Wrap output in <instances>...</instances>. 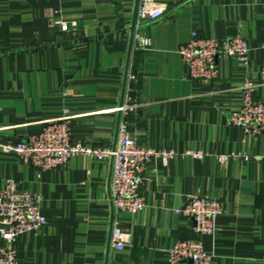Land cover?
I'll list each match as a JSON object with an SVG mask.
<instances>
[{
	"label": "crops",
	"instance_id": "1",
	"mask_svg": "<svg viewBox=\"0 0 264 264\" xmlns=\"http://www.w3.org/2000/svg\"><path fill=\"white\" fill-rule=\"evenodd\" d=\"M153 1L168 8L145 27L150 47L142 51L132 50L129 30L137 0H0L1 141L37 134L68 110L72 141L112 147L121 119L112 109L127 95L130 137L176 154L145 165L146 207L118 216L131 242L109 253L110 161L79 155L37 172L0 150V189L13 180L39 194L46 218L16 238L18 264H170L167 249L195 237L192 220L176 212L195 194L221 204L216 231L201 237L208 264H264V134L246 136L227 121L246 80L264 100V0ZM193 31L239 34L245 63L218 59L214 81L188 79L178 50ZM220 155L229 158L221 163Z\"/></svg>",
	"mask_w": 264,
	"mask_h": 264
},
{
	"label": "built area",
	"instance_id": "2",
	"mask_svg": "<svg viewBox=\"0 0 264 264\" xmlns=\"http://www.w3.org/2000/svg\"><path fill=\"white\" fill-rule=\"evenodd\" d=\"M167 8L166 4L153 0H137L134 19L129 29L132 50H148L150 41L144 37L143 31L148 24L160 19ZM261 49L264 51V39ZM178 52L188 79L212 82L218 76V59H231L243 64L247 59L248 47L239 34L224 39H212L193 31ZM260 74L264 79V58ZM133 79L134 76L127 75L126 80ZM63 94L67 95V92L64 91ZM241 95V107L237 112L229 114L228 123L240 128L246 136L264 134V100L255 96V86L248 80L241 87ZM131 107L125 95L122 103L112 109L113 112L121 115L116 144L112 147L72 141L68 110H63L59 120L44 124L37 134L15 141L0 140L2 152L15 154L25 165L37 172L62 168L70 158L79 155L110 161L111 226L107 244L109 253L120 252L131 242L130 233L118 226V216L121 214L134 216L146 207L140 194L145 165L156 159L167 164L176 155L171 150H155L141 146L130 137L122 116ZM186 154L195 159H201L204 155L199 151H189ZM217 158L222 163L227 161L229 156L220 155ZM40 202L39 194L17 190L13 180L4 182L0 189V239L2 240L0 264H18L13 247L16 238L45 224L46 218L40 213ZM176 212L192 220L195 237L178 241L168 248V262L208 264L211 255L204 250L201 237L211 236L216 231V219L222 213L219 200L198 194L190 195L182 208Z\"/></svg>",
	"mask_w": 264,
	"mask_h": 264
}]
</instances>
